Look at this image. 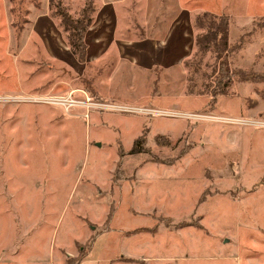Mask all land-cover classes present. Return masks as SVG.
<instances>
[{
    "label": "rangeland",
    "instance_id": "rangeland-1",
    "mask_svg": "<svg viewBox=\"0 0 264 264\" xmlns=\"http://www.w3.org/2000/svg\"><path fill=\"white\" fill-rule=\"evenodd\" d=\"M57 6L91 10L83 62ZM206 11L228 18L229 66L248 76L217 96L215 59L195 47ZM71 91L164 114L28 101ZM142 166L166 168L152 203L178 209L154 225L168 264H264V0H0V264L79 262L115 208L80 189Z\"/></svg>",
    "mask_w": 264,
    "mask_h": 264
},
{
    "label": "crops",
    "instance_id": "crops-1",
    "mask_svg": "<svg viewBox=\"0 0 264 264\" xmlns=\"http://www.w3.org/2000/svg\"><path fill=\"white\" fill-rule=\"evenodd\" d=\"M117 67L118 65H115L112 70ZM121 170L123 171L122 179H117L119 182L116 186L105 181L99 187H94L95 189L83 186L78 193L84 205L89 204L88 200L90 203L94 200H101V204L98 205H105L110 198L107 194L112 192L110 199L115 208L109 210L110 217L105 216L99 220L97 224L100 226V231L95 235L85 256L76 264H168V262H175L178 257L175 254H169L171 250H168L166 245L157 246L160 239L156 237L157 231L154 228L161 214L167 211L166 206L173 205L171 200H168L167 194L165 198L157 199L154 203L151 199L155 189L157 194L160 193L157 187L165 181L166 168L142 166L133 170L124 167ZM179 183H181V178ZM72 192L73 188L67 195L68 200ZM173 207L175 210L173 212L176 214L178 209ZM76 222L78 223V234L72 239L84 238L85 231L83 233L82 231L86 223L78 219ZM152 226L155 229L153 232ZM65 246L69 247L67 244ZM81 250L82 248H79L80 252ZM74 254L71 252V257H75ZM58 261H61V264L66 263L61 258H58Z\"/></svg>",
    "mask_w": 264,
    "mask_h": 264
},
{
    "label": "trees",
    "instance_id": "trees-1",
    "mask_svg": "<svg viewBox=\"0 0 264 264\" xmlns=\"http://www.w3.org/2000/svg\"><path fill=\"white\" fill-rule=\"evenodd\" d=\"M90 12L91 10L83 8L78 16L73 17L66 9L59 6L53 12L67 34V41L72 53L82 62L85 60L86 55L85 34L92 22ZM194 23L200 29L195 36L196 54L198 57H205L210 54L211 57H214L217 66L218 77L215 82L218 88L212 94L214 96L223 94L226 85L232 81L234 76L242 74L241 71L229 66V58L236 52L239 44L230 42L228 18L225 15H216L207 11L202 12L195 16ZM247 77L241 75V79H247ZM138 140L135 141L131 152L144 151L143 148L136 147Z\"/></svg>",
    "mask_w": 264,
    "mask_h": 264
},
{
    "label": "built area",
    "instance_id": "built-area-1",
    "mask_svg": "<svg viewBox=\"0 0 264 264\" xmlns=\"http://www.w3.org/2000/svg\"><path fill=\"white\" fill-rule=\"evenodd\" d=\"M85 94V99H76L73 98V91H71L67 96L62 95H48V96H36L29 98V102H41L45 104H53L58 105L61 108H65L66 110L69 107H77L82 106L85 107L86 113L88 114L90 109H116L121 111H132V112H149V113H157V114H164V111L161 110H152V109H144L141 107H131L125 105H115V104H108L104 102L94 101L91 96H89L86 92L82 91Z\"/></svg>",
    "mask_w": 264,
    "mask_h": 264
}]
</instances>
